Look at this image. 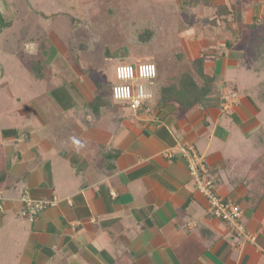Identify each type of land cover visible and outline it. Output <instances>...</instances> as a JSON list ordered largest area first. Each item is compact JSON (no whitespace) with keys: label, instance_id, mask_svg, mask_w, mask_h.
Listing matches in <instances>:
<instances>
[{"label":"crops","instance_id":"crops-1","mask_svg":"<svg viewBox=\"0 0 264 264\" xmlns=\"http://www.w3.org/2000/svg\"><path fill=\"white\" fill-rule=\"evenodd\" d=\"M9 2L15 4L0 0L3 17ZM189 3L196 20L191 60L205 52L206 72L218 76L202 103L164 104L152 115L106 105L70 118L59 132L46 101L24 99L12 110L17 125L0 124V264H264V195L255 205L249 200L253 164L264 152V0ZM220 5L227 16L218 15ZM20 17L23 25L13 31L18 47L39 36L30 14ZM42 82L53 89V81ZM76 95L85 104L96 97L81 88ZM189 143L207 157L220 196L242 208L255 240L212 217L186 161L166 156ZM25 190L57 204L33 221L22 217Z\"/></svg>","mask_w":264,"mask_h":264},{"label":"rangeland","instance_id":"rangeland-1","mask_svg":"<svg viewBox=\"0 0 264 264\" xmlns=\"http://www.w3.org/2000/svg\"><path fill=\"white\" fill-rule=\"evenodd\" d=\"M13 1L4 17L0 13V25L9 22L11 27L0 33V124L17 125L19 117L12 110L24 99L36 105L46 101L48 118L59 132L74 116L92 109L99 113L107 105L105 98L115 103L111 89L122 63L155 62L163 79L159 89L193 69L191 56L197 51L188 42L196 20L188 15L193 9L189 0ZM29 14L30 21L39 24L32 29L39 36L31 35L18 47L13 31L23 25L20 16ZM149 27L154 35L142 41L139 33ZM43 77L54 82L52 90L43 88ZM77 88L93 92L98 101L85 104ZM57 103L63 114L54 111Z\"/></svg>","mask_w":264,"mask_h":264},{"label":"built area","instance_id":"built-area-1","mask_svg":"<svg viewBox=\"0 0 264 264\" xmlns=\"http://www.w3.org/2000/svg\"><path fill=\"white\" fill-rule=\"evenodd\" d=\"M155 65L156 74L152 77H142L140 75L141 66ZM131 66L134 74L131 78H121L117 69L120 67ZM159 75V67L153 61L142 63H122L116 67L117 83L112 86L111 96L115 102L124 103L129 110L135 114L152 115L155 113L154 100L156 96L155 83ZM116 89H127L128 94L116 96ZM233 99L236 94L233 93ZM230 100L226 99L223 108L229 110L232 106ZM166 156L170 159L177 157L183 158L189 170L190 177L195 188L207 200L209 212L212 217L225 222L231 230L238 236L246 237L249 240H255V234L248 231L243 222L242 208L229 199H224L217 191L216 180L213 170L207 157L199 151L194 144H184L180 148V153L168 150ZM2 195L0 194V199ZM22 207L18 214L29 220H35L42 212L57 204L56 198L38 199L31 196L29 190H25L21 196Z\"/></svg>","mask_w":264,"mask_h":264},{"label":"trees","instance_id":"trees-1","mask_svg":"<svg viewBox=\"0 0 264 264\" xmlns=\"http://www.w3.org/2000/svg\"><path fill=\"white\" fill-rule=\"evenodd\" d=\"M217 13L218 15L223 13L227 16L229 11L226 6L220 5L217 8ZM214 18V16L211 18L212 22L216 21ZM225 20L228 21L227 19ZM153 35L154 30L150 27L139 33V37L142 41H147L152 38ZM205 56L206 53L202 52L192 61L193 69L184 71L174 83L163 85L160 89L157 88L156 92H158L159 97L156 98V94L154 105L158 106L159 104L164 105L176 103L184 109H190L193 106L202 103L205 98L211 95L215 87V83L218 80V76L206 72L204 63ZM36 76L38 78L42 77L40 70L36 72ZM105 100L107 105L110 107L127 109V106L124 103L115 102L111 104L106 98ZM94 101H98V96L95 97ZM253 165L255 168V176L249 200H251L252 204L255 205L263 198L264 195V152L259 154ZM4 177L5 174H3L2 179H4Z\"/></svg>","mask_w":264,"mask_h":264},{"label":"clouds","instance_id":"clouds-1","mask_svg":"<svg viewBox=\"0 0 264 264\" xmlns=\"http://www.w3.org/2000/svg\"><path fill=\"white\" fill-rule=\"evenodd\" d=\"M118 75L121 78H131L134 74V69L131 66L120 67L117 69ZM156 70L155 65L150 66H141L140 75L142 77H152L155 76ZM116 96L119 98L121 95H127V89H116ZM75 143H79V141H74Z\"/></svg>","mask_w":264,"mask_h":264}]
</instances>
